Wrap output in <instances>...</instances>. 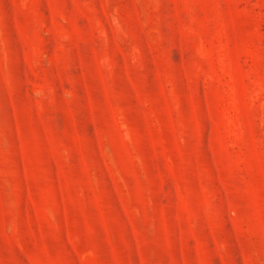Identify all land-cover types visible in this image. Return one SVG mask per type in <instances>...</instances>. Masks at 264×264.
<instances>
[{
  "label": "rangeland",
  "instance_id": "rangeland-1",
  "mask_svg": "<svg viewBox=\"0 0 264 264\" xmlns=\"http://www.w3.org/2000/svg\"><path fill=\"white\" fill-rule=\"evenodd\" d=\"M0 264H264V0H0Z\"/></svg>",
  "mask_w": 264,
  "mask_h": 264
}]
</instances>
